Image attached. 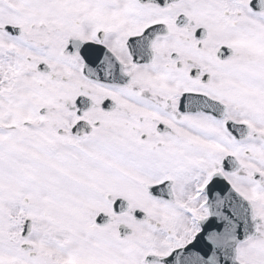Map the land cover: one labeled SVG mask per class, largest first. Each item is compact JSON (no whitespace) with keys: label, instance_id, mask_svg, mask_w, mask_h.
I'll use <instances>...</instances> for the list:
<instances>
[{"label":"snow or ice","instance_id":"1","mask_svg":"<svg viewBox=\"0 0 264 264\" xmlns=\"http://www.w3.org/2000/svg\"><path fill=\"white\" fill-rule=\"evenodd\" d=\"M0 264H264V0H0Z\"/></svg>","mask_w":264,"mask_h":264}]
</instances>
